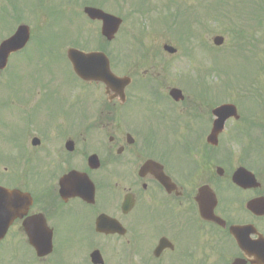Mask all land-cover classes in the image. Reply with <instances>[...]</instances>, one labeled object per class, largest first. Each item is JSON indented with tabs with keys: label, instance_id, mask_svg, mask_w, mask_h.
Masks as SVG:
<instances>
[{
	"label": "flooded vegetation",
	"instance_id": "1",
	"mask_svg": "<svg viewBox=\"0 0 264 264\" xmlns=\"http://www.w3.org/2000/svg\"><path fill=\"white\" fill-rule=\"evenodd\" d=\"M133 1L132 8L121 10L114 0V14L126 22L143 10L151 15ZM156 29L161 30V23ZM163 37L140 42L145 50L134 53L124 65L119 41L112 43L113 68L131 85L123 102L111 93L89 115L81 108L71 110L80 100L65 98L56 101V111L46 120L40 98L44 90L35 92L28 86L24 94L0 89V121L8 123L5 110L11 108L24 126L19 139L0 142L5 152L0 158V186L33 200L27 210L17 213L22 218L1 220L0 264H233L245 255L229 233L231 226H253L252 241L264 237V217L247 210L249 203L264 199L263 184L240 189L230 183L244 158L235 150L232 159L230 148L227 151L233 142L236 149L235 120L227 121L213 145V100L199 103L195 93L181 103L169 97L171 87L162 81L168 74L160 60L175 61L181 47L174 36ZM165 46L177 53H168ZM21 54L10 56L8 68L21 60ZM5 72L0 73L1 81L8 80L2 79ZM146 107V121L136 120L134 116ZM158 120L174 143L166 145L158 141L161 137H150L147 126ZM88 129L101 137H89L96 134L87 133ZM156 145L163 151L156 152ZM73 173L81 177L76 188L89 178L95 189L92 201L61 194L62 179ZM102 216L107 218L98 228ZM204 220H224L227 226L219 228ZM215 227L225 236L210 234ZM50 242L51 253L39 255L48 252ZM94 253H99V262H94Z\"/></svg>",
	"mask_w": 264,
	"mask_h": 264
},
{
	"label": "rangeland",
	"instance_id": "2",
	"mask_svg": "<svg viewBox=\"0 0 264 264\" xmlns=\"http://www.w3.org/2000/svg\"><path fill=\"white\" fill-rule=\"evenodd\" d=\"M8 1L0 0V37L13 34L7 28L10 24V16L12 17L13 29L18 28L22 24L27 25L31 30V37H33V42L30 46L31 56L29 59L22 60L23 64L27 66L22 70L13 72L10 76L12 81H14L11 82V85L14 84L13 92L18 89V91L26 94L25 88L32 85L35 87L34 82L37 83L40 91L45 90L41 105L46 110V120H49V114L52 110L56 111V101L58 99H74L73 102L76 103L80 100L79 106L71 110L81 108L84 113H93L94 109L92 108L96 107L97 103H100V99L94 101L95 95L102 93V101L105 100L103 88L102 86L93 85L91 87L94 90H89L90 86L83 85L84 88L89 90H87L86 97L83 99L82 97L85 93L79 91L81 84L77 79L73 78L68 63L62 57V48L72 41V37L88 43V47H83L82 45L84 44L80 46L85 50L91 51L100 47V43L104 42L101 36V25L87 18L84 14V6L80 2L81 0H16L18 9L22 11H19V13L17 10L6 6ZM87 1L102 3L104 0ZM106 1V5L101 4L104 8L101 6L99 8L107 9L106 11L110 13L115 12L114 0ZM126 2L128 1H119L121 10L128 9L125 7ZM133 2L136 7L148 8L151 11V23L154 25L174 23L177 20L175 18L176 14L183 13V18H180L179 25H177L181 34L175 32V40L179 42L178 46L181 47L180 54L174 62L176 64L167 58L166 60H160L164 66L165 73L168 74L162 76V81L166 87L180 88L184 91L185 96L192 95L193 93L190 89L184 88L182 84H187L194 89V82L204 75L203 78L206 79L205 83H207L209 89L211 84L213 86L212 90L216 93L226 92L221 95L220 101L215 100L218 102L217 104L229 103L238 107L247 106L248 110H254L258 106L262 107L260 114L255 112V115L249 116L248 120H253L254 125L261 126L260 134L264 139V0H134ZM174 3L178 4L179 7L174 10H167L171 9ZM8 9L12 10L10 16ZM176 9L178 10L177 12H175ZM133 17L130 18L133 19L132 24L127 19L128 23L126 22L127 25L125 23L123 35L120 37L125 38V35L128 34L132 42L136 40L153 42L163 37L164 34L161 33L164 32L165 28L160 30L153 26L150 29L157 34L150 33L151 31L148 34H141L137 19H141V17ZM146 17H149V15H146ZM135 19H137V26L131 28L130 25L136 24ZM174 31H176L175 28ZM172 34L167 32L166 39L170 38ZM182 34H187L184 37L185 40L181 37ZM216 36H221L225 39L224 45L220 48L215 47L212 42V39ZM51 42H55V45H51ZM45 46H48L50 50L43 59V64H50L52 68L43 66L42 69H38V55L44 54L43 48ZM141 47H143L142 50L145 49L144 45H141ZM65 50H67L66 47L63 50L64 54ZM188 51L189 53L187 54ZM191 53H193V56H191ZM191 58L196 59L197 66H194V70L190 68L189 72L194 71L196 74L193 73L194 76L192 77L183 74L181 84L180 77L177 74L188 72V67L194 65L190 63ZM34 70L35 76L33 75ZM192 78H195V80L193 81ZM203 84L197 88L202 89ZM40 86L44 88H40ZM241 88L245 92H242ZM94 91L95 94H93ZM246 91H250L251 96ZM243 93H245V98L251 99L254 104H250L251 102L249 104L241 103L243 98L240 95ZM221 96L218 95L219 98ZM195 99L196 97L194 101ZM205 102L206 100L202 101V103ZM133 107L135 106L132 105ZM148 109L146 107L144 111L139 110L134 116L135 119L138 121L143 119L141 122H145L149 117ZM13 110L11 108L5 110L8 123L0 121V142L11 139L17 140L23 133L24 126L20 121L21 118L14 115ZM95 117L96 112L93 120ZM35 119H38V117ZM104 120H109V118H104ZM18 121L20 122L18 123ZM75 124L80 125L79 122ZM163 126L164 124L159 120L155 122V125L148 124L147 131L150 137H161L158 141H163V144L166 145L174 143L173 135L167 134V132L163 133L160 128ZM89 132L96 134L89 137H101L97 130L88 129L87 133ZM82 136L88 137L86 133H83ZM107 136H112V134ZM250 136L251 133H248L246 139L251 138ZM262 142L264 143V140ZM232 145H234V142ZM261 146V155L253 154L249 167L251 166V170L259 176L262 184H264V144ZM155 151L160 152L163 149L161 146L156 145ZM4 156V148L0 145V158L3 159ZM177 157L175 155L174 159ZM180 168L182 169L184 166ZM1 175L2 170L0 169ZM228 196L233 198V192L229 191ZM210 234L215 236L213 233ZM215 234L218 233L215 232Z\"/></svg>",
	"mask_w": 264,
	"mask_h": 264
},
{
	"label": "water",
	"instance_id": "3",
	"mask_svg": "<svg viewBox=\"0 0 264 264\" xmlns=\"http://www.w3.org/2000/svg\"><path fill=\"white\" fill-rule=\"evenodd\" d=\"M85 11L91 19L93 20L99 19L103 21L104 25L102 32L103 35L108 37V39H111V37L118 31V28L121 24L120 20L95 9L87 8ZM28 37H29L28 29L21 28L18 35L15 38H12L10 41L4 43L1 46L0 68H2V65L5 63L6 54L9 53L12 49H19L20 47L24 46V44L28 40ZM223 42H224L223 38L218 37L215 39V44L217 46H221ZM96 56L98 57H85L83 55H81L80 57V53L75 51L70 52V58L75 66V69L77 70L79 75L83 76L85 79L102 81L107 84L111 83L112 85L113 84L117 85L118 83L120 84L121 82H123L121 80L118 81V79L112 77V74L109 70V65L107 61L104 58H102L103 57L102 55L98 54ZM82 57L86 59L84 60V58ZM80 62H82V68L85 70L84 73L87 74L86 76L81 72ZM112 85L110 86V88H112ZM172 95L176 99L181 98V93L179 91H174ZM229 109L230 110L228 112V115L234 112V109L230 107ZM219 112H222V109H219L216 113L218 114ZM219 124L221 125L219 130H221L224 126V120H222ZM238 183L243 184L244 182L238 181ZM8 204L10 203L7 202V205ZM0 208H2L1 203H0ZM258 260L264 264V255L262 256V261L259 258Z\"/></svg>",
	"mask_w": 264,
	"mask_h": 264
}]
</instances>
